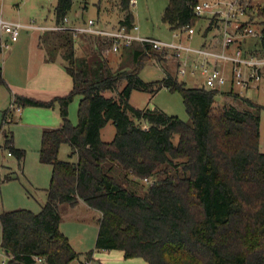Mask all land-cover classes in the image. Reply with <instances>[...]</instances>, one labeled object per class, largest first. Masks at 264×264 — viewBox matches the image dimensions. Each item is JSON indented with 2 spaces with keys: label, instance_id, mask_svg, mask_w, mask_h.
Instances as JSON below:
<instances>
[{
  "label": "trees",
  "instance_id": "16d2710c",
  "mask_svg": "<svg viewBox=\"0 0 264 264\" xmlns=\"http://www.w3.org/2000/svg\"><path fill=\"white\" fill-rule=\"evenodd\" d=\"M74 0H57L55 24L68 15ZM198 0H167L161 20L170 31L209 21L201 38H210L215 19L193 12ZM119 25H134L129 0H117ZM250 8L248 26H260L258 48L264 55V7ZM70 32L43 31L45 61L61 57L71 90L44 102L15 95L21 106H59L61 125L42 131L39 160L51 166L46 200L39 212L26 209L0 213L1 247L6 264H70L78 258L60 231V209L79 201L99 213L95 250L121 251L124 258L146 264H264V153L260 151V109L236 93L242 109L231 104L215 110L217 91L186 87L172 72L157 82L143 81L146 62H166L148 46L120 52L124 62L112 68L99 48L77 57ZM0 83H3L0 78ZM178 91L189 117L184 122L161 109H138L133 90ZM106 92L114 96H105ZM78 96L77 124L68 106ZM6 112L2 123L6 122ZM108 122L111 142L100 138ZM1 131V129H0ZM3 148L18 162L24 151L3 131ZM177 141L174 142V138ZM69 158L58 159L61 145ZM13 179L10 174L4 180ZM144 179L148 182L145 183ZM144 182V183H141ZM88 251L85 262L92 258ZM80 262V264H86Z\"/></svg>",
  "mask_w": 264,
  "mask_h": 264
},
{
  "label": "rangeland",
  "instance_id": "374dc122",
  "mask_svg": "<svg viewBox=\"0 0 264 264\" xmlns=\"http://www.w3.org/2000/svg\"><path fill=\"white\" fill-rule=\"evenodd\" d=\"M57 0H0V16L3 20L20 23L25 28L21 29L16 42L9 43L7 49L0 52V213L16 209H26L34 213L40 211L46 200L44 189L48 188L51 179V166L40 162L39 149L41 146L42 131L47 128H57L61 125L59 106L56 102L51 107L43 106H21L19 109L13 103L15 95L33 98L35 100L48 102L53 98L50 94L53 87L61 84L59 78H49L46 73L36 67L35 57L38 53L45 55V47L40 44L39 37L43 30L29 28L30 26L50 27L55 24L54 8ZM253 9L256 5L264 7V0L251 1ZM167 4V0H136L134 5L129 6L134 18V24L138 26L142 35L151 36L159 40H172L170 31L161 20V14ZM117 0H74L71 11L67 17L73 23H82L88 19L97 21L100 26L115 27L122 19ZM205 18V17H204ZM209 21L205 19L195 26V34L191 40L183 38V42L196 47L203 43L201 36ZM260 31V26L253 25ZM212 36L221 38L218 28L214 26L209 32ZM209 38V39H210ZM6 39V36L3 37ZM208 41V40H207ZM101 39L91 35H79L74 40L75 54L83 57L90 47H100ZM215 42V41H214ZM213 42V43H214ZM102 47V53L107 58L112 68H117L124 62L120 53L114 54L107 50L106 45ZM243 47L259 48V38L248 37ZM6 55H8L6 57ZM165 63L152 59L144 65L139 76L145 82H157L165 77L166 71L176 74L175 61L170 56H164ZM61 60L58 55L55 59ZM54 61V62H55ZM178 77V76H177ZM186 87L206 88L203 77H178ZM225 89V88H224ZM222 90L223 95L216 96L213 105L215 110H220L224 105L242 109L243 105L234 100L230 94L235 90ZM235 91V92H233ZM240 97L250 98L257 102L260 109V151L264 153V84L261 83L257 89L237 93ZM114 93L106 92L105 96H114ZM130 104L138 109L158 108L167 115L176 116L184 122L189 121L182 97L178 91H170L161 88L155 93L148 91L133 90L129 99ZM79 97L76 96L68 106V118L77 124V109ZM6 112V122L2 123L3 113ZM11 132L13 145L24 151V159L18 162L9 151L3 148V131ZM115 135V126L108 122L100 131V138L104 142H111ZM177 137L174 138V142ZM70 148L67 144L61 145L58 159L62 161H74L69 158ZM10 174L13 179L4 180ZM145 182V181H144ZM141 182V183H144ZM148 182V181H147ZM145 182V183H147ZM92 214L82 211L79 206L60 209L61 222L60 231L68 238L72 248L79 253L78 258L70 264L85 262V254L93 250L92 258L86 264H145L142 258L126 259L121 251H99L95 250V240L98 232L99 213ZM1 245V227H0ZM9 257L0 246V264H6ZM37 264H42L38 262Z\"/></svg>",
  "mask_w": 264,
  "mask_h": 264
},
{
  "label": "built area",
  "instance_id": "2783aa9c",
  "mask_svg": "<svg viewBox=\"0 0 264 264\" xmlns=\"http://www.w3.org/2000/svg\"><path fill=\"white\" fill-rule=\"evenodd\" d=\"M251 1L255 0H198L193 10L195 15L215 19L222 35L220 40L219 37L216 40V36H212V39L203 38V43L196 47L183 42V38L191 40L195 34L191 26L173 30L170 41L142 35L135 24L130 28L119 24L115 27H102L92 19L73 23L67 16L50 27L29 28L70 32L74 39L79 35L96 36L114 54L133 45L148 46L173 58L178 77H203L206 88L216 90L217 96L223 95L224 88L242 94L243 91L258 88L264 81V55L257 48L243 47L248 37L260 36L259 30L246 25L250 19ZM135 3L136 0H129L130 6ZM23 28L20 23L5 21L0 16V52L7 49L9 43L18 40ZM36 260L41 262L40 258Z\"/></svg>",
  "mask_w": 264,
  "mask_h": 264
},
{
  "label": "crops",
  "instance_id": "0c3cea01",
  "mask_svg": "<svg viewBox=\"0 0 264 264\" xmlns=\"http://www.w3.org/2000/svg\"><path fill=\"white\" fill-rule=\"evenodd\" d=\"M7 56L8 55H6V57ZM35 61L37 62V65L35 64V66L40 67L46 73V75L49 76V78H51L52 80H53V78H59L62 81V85L60 84L58 86V88H56V86H55V87H53L54 90H51L50 94L53 95L52 98L57 97V96H64L71 90V87H72L71 78L65 72L63 65L59 59H57V61H55V62H47V61H45V55L41 56L40 53H38L35 57ZM261 83L264 84V81H262ZM260 84H259V86H260ZM248 99H250V98H248ZM250 100L257 103L253 99H250ZM259 148H260V144H259ZM46 189H44L45 194H46ZM76 206H79L82 211H85V212H88L91 214L93 212V214H96L95 210L89 208L82 201H79L75 206H68V208H74ZM62 207H65V206H62ZM145 264H146V262H145Z\"/></svg>",
  "mask_w": 264,
  "mask_h": 264
}]
</instances>
